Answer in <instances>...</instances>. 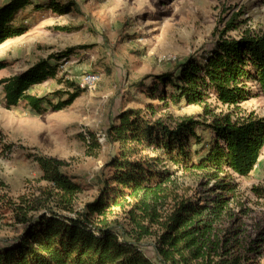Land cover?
I'll return each mask as SVG.
<instances>
[{"label": "trees", "instance_id": "1", "mask_svg": "<svg viewBox=\"0 0 264 264\" xmlns=\"http://www.w3.org/2000/svg\"><path fill=\"white\" fill-rule=\"evenodd\" d=\"M44 8L57 14L79 11L74 0H6L0 5V44L28 30L27 10ZM234 20L202 54L135 83L162 106L198 104L202 111L168 121L152 117L151 103L145 106L150 116L141 107L121 110L104 137L119 145L118 152L96 174L97 193L91 199L79 204L83 184L62 161L33 154L41 184L17 199L0 190V213L22 225L0 245V264H254L249 254L258 251L264 237L241 245L238 226L222 233L215 228L233 201L235 177L253 170L264 146V117L241 104L256 94L264 98V31L225 36L238 27ZM79 48L68 46L1 78L4 106L23 105L35 114L69 106L84 90L58 71ZM5 66L0 60V69ZM48 79L69 90L30 91ZM199 130L210 134L206 143ZM83 140L87 153L96 154L101 145L95 133L87 131ZM146 149L154 154L143 153ZM179 170L198 174L210 196L181 186L175 178ZM145 237L153 239L154 259L143 251Z\"/></svg>", "mask_w": 264, "mask_h": 264}, {"label": "rangeland", "instance_id": "2", "mask_svg": "<svg viewBox=\"0 0 264 264\" xmlns=\"http://www.w3.org/2000/svg\"><path fill=\"white\" fill-rule=\"evenodd\" d=\"M74 1L79 11L57 14L50 8L27 10L24 23L30 24L28 30L0 44V60L6 62L0 69V79L68 46L82 48L60 64L59 77L79 85L87 73L99 76L94 88L83 89L69 106L63 110L48 109L43 114H35L23 105L6 108L0 86V183L5 185H0V190L13 199L29 194L31 188L41 184L38 181L41 171L33 159L35 153L59 159L83 184L79 204L91 199L97 193L96 174L104 161L118 152L119 145L104 137L107 124L121 110L141 107L149 115L145 106L151 103L155 107L152 117L168 121L183 115L196 116L202 111L198 104L162 106L159 99L151 98L145 88L135 84L143 75L157 74L189 55L202 54L232 17L238 27L225 36H237L243 29L264 31V0ZM5 2L0 0V5ZM63 25L72 28L56 29ZM145 83L150 84L151 80ZM56 89L69 90L63 82L48 79L30 91L45 95ZM209 101L214 104V99ZM241 104L264 117L261 93ZM87 131L95 133L101 145L94 150L96 154L87 153L88 146L83 140ZM199 132L206 143L210 134ZM143 153L154 154L150 149ZM257 160L247 176L235 177L238 185L233 201L215 224L221 233L238 226L241 245L264 237V146ZM175 178L181 186L196 188L204 197L210 196L205 192L207 187L199 185L195 172L179 170ZM118 218L122 221L121 215ZM21 229L22 225L15 223L9 213H0V245ZM143 242V251L154 259L153 239L145 237ZM259 244L258 251L249 254L254 264H264V242Z\"/></svg>", "mask_w": 264, "mask_h": 264}, {"label": "built area", "instance_id": "3", "mask_svg": "<svg viewBox=\"0 0 264 264\" xmlns=\"http://www.w3.org/2000/svg\"><path fill=\"white\" fill-rule=\"evenodd\" d=\"M99 80V76L97 74L94 73H87L85 75H83L79 86L82 89H92L94 88L95 84L98 82Z\"/></svg>", "mask_w": 264, "mask_h": 264}]
</instances>
